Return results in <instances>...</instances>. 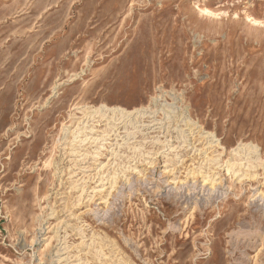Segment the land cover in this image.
Listing matches in <instances>:
<instances>
[{
	"label": "rangeland",
	"instance_id": "obj_1",
	"mask_svg": "<svg viewBox=\"0 0 264 264\" xmlns=\"http://www.w3.org/2000/svg\"><path fill=\"white\" fill-rule=\"evenodd\" d=\"M0 264H264V0H0Z\"/></svg>",
	"mask_w": 264,
	"mask_h": 264
},
{
	"label": "bare ground",
	"instance_id": "obj_2",
	"mask_svg": "<svg viewBox=\"0 0 264 264\" xmlns=\"http://www.w3.org/2000/svg\"><path fill=\"white\" fill-rule=\"evenodd\" d=\"M108 111H111V113L114 115V116H121L122 118L123 117H125V116H128V115H130L131 113L130 112H127L126 110H124V109H121V108H113V109H107V112ZM161 111L165 114V117L167 118V119H169V120H172V119H174V117L172 116L173 114H174V106H172V105H164L162 108H161ZM106 112V113H107ZM170 125V124H169ZM186 126H189V121L187 120V122H186ZM211 139H209L210 141H209V143L208 144H210V145H213L214 143H215V141L213 140L212 141V139H214V137H212L211 135L209 136ZM208 142V141H207ZM250 146V145H249ZM256 149V147L255 148H253V147H249L248 148V146L247 147H244V148H242V149H239V151L237 152V153H241L242 151L241 150H244L245 152V154H246V152L247 151H249V150H252L254 153H257L258 151L257 150H255ZM238 150V149H237ZM257 151V152H256ZM259 157V156H258ZM251 158H253V156H251ZM257 160H258V158H257ZM256 161V160H255Z\"/></svg>",
	"mask_w": 264,
	"mask_h": 264
}]
</instances>
